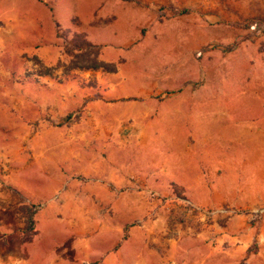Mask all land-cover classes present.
<instances>
[{
  "label": "rangeland",
  "instance_id": "1",
  "mask_svg": "<svg viewBox=\"0 0 264 264\" xmlns=\"http://www.w3.org/2000/svg\"><path fill=\"white\" fill-rule=\"evenodd\" d=\"M55 1L50 0L51 11ZM118 4L129 7V40L111 45L108 56L122 59L116 74L71 68L73 56L62 38L44 56L28 45H19L16 54L0 53V180L17 191L27 187L43 194L22 197V204L37 205L36 212L51 203L71 211L69 221L62 210L58 215L68 229H76L87 222H78L73 212L86 203L78 199L79 186L64 193L70 183L90 180L67 173V153L72 162L75 150L88 157L96 152L106 161L111 146L124 139L131 156L139 154L144 129L154 136L158 128L137 122L140 108L147 105L153 120L171 116L185 103L194 109L192 130L183 127L185 150L174 149L160 133L153 147L171 160L203 159L199 167L209 179L199 194L212 199L208 206L230 210L218 224L243 221L254 232L253 250L264 253V0H114L115 21L121 19ZM95 46L101 58L105 48ZM208 113L223 121L212 131L199 122ZM116 118L123 120L117 124ZM166 129L179 134L176 127ZM171 188L168 195H183ZM147 190L137 185L128 192H141L148 207L165 205L151 201ZM101 192L98 212L105 216L109 207ZM166 208L174 222L183 220L178 209Z\"/></svg>",
  "mask_w": 264,
  "mask_h": 264
},
{
  "label": "crops",
  "instance_id": "2",
  "mask_svg": "<svg viewBox=\"0 0 264 264\" xmlns=\"http://www.w3.org/2000/svg\"><path fill=\"white\" fill-rule=\"evenodd\" d=\"M113 2L61 0L55 1L51 11L50 0H0V53L16 54L19 45L38 47L36 52L40 56L53 52L61 40L56 32L58 24L68 34L82 33L91 44L104 47L100 59L116 63L113 72L116 74L122 59L109 57L113 52L111 45H122L129 40V7L118 4L121 19L115 21ZM113 94V90L108 91L107 96ZM178 109L171 116L160 114L151 120L147 117L148 106L140 108L137 122L158 128L154 136L149 128L144 129L137 145L139 154L131 156L124 139L111 146L106 161L96 152H90L88 157L75 150L76 160L72 162L71 153H67V173L86 174L90 180L70 183L64 193V197L68 196L70 185L79 186L78 199L86 203L73 212L78 222H87L76 229H68L67 221H62L58 215L62 210L65 220L69 221L72 220L71 211L51 203L37 210L34 233L26 234L19 212L22 197L40 198L43 194L35 195L27 187L17 191L8 181L0 180V264H264L263 251L249 250L255 236L243 221L231 218L224 226L216 223L203 228L190 227L174 222L167 205L157 208L154 218L144 219L148 203L141 192L138 196L128 192L138 185L140 189L164 196L175 186L199 204L213 203L210 197L198 192L207 189L209 179L199 167L203 159L194 161L185 155L171 160L160 155L152 145L154 137L160 133L174 149L185 150L183 145L188 131L184 134L183 127L192 130L190 117L194 109L185 103ZM179 113L184 114L185 119L179 118ZM110 119L113 122V117ZM121 120L116 118L114 122L120 124ZM168 126L176 127L177 137L169 135ZM101 165L104 168H100ZM134 175L138 178L132 182ZM100 177L105 182L99 183ZM99 190L109 207L105 216L98 212ZM101 219L107 223L99 225Z\"/></svg>",
  "mask_w": 264,
  "mask_h": 264
},
{
  "label": "trees",
  "instance_id": "3",
  "mask_svg": "<svg viewBox=\"0 0 264 264\" xmlns=\"http://www.w3.org/2000/svg\"><path fill=\"white\" fill-rule=\"evenodd\" d=\"M181 13L186 12V9H182ZM56 32L57 36L63 39L65 51L73 56L70 61L71 68L77 69H85V70H101L104 72H115L116 71V63L114 62H106L101 60L98 57V52L96 51V46L91 44L86 40L84 34L76 33L73 34L69 39L67 37V32L61 30L60 26L56 24ZM75 52V53H74ZM70 113L66 114L65 117L58 122V124H62L65 119L70 118ZM20 215L23 217L25 222L24 232L26 234L34 233V216L36 214L35 210H32L27 205L22 204L19 207ZM128 225L125 226V228ZM254 245H251L249 250H253ZM95 264V263H88Z\"/></svg>",
  "mask_w": 264,
  "mask_h": 264
},
{
  "label": "built area",
  "instance_id": "4",
  "mask_svg": "<svg viewBox=\"0 0 264 264\" xmlns=\"http://www.w3.org/2000/svg\"><path fill=\"white\" fill-rule=\"evenodd\" d=\"M147 197L151 201H157L168 205L172 209H178V217L180 223H184L190 227L203 228L212 224L218 223V220L224 219L229 215L230 210L221 206H208L199 204L185 195H174L168 197L160 195L156 191L147 190ZM32 210H36L37 205L27 201L26 203ZM157 208L151 205L146 210L145 219H152L156 216Z\"/></svg>",
  "mask_w": 264,
  "mask_h": 264
},
{
  "label": "bare ground",
  "instance_id": "5",
  "mask_svg": "<svg viewBox=\"0 0 264 264\" xmlns=\"http://www.w3.org/2000/svg\"><path fill=\"white\" fill-rule=\"evenodd\" d=\"M221 119L214 115V114H204L203 117L200 118L199 122L200 124L209 131H212L213 128H217L218 126H220L219 124L221 123ZM223 122V121H222ZM222 126V125H221ZM245 129V128H244ZM243 129V130H244ZM250 135V134H249Z\"/></svg>",
  "mask_w": 264,
  "mask_h": 264
}]
</instances>
